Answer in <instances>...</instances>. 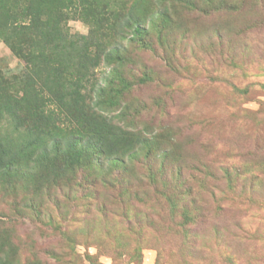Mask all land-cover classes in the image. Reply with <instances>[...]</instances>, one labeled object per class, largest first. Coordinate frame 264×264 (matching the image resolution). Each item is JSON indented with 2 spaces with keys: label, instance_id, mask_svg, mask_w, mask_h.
Returning a JSON list of instances; mask_svg holds the SVG:
<instances>
[{
  "label": "rangeland",
  "instance_id": "rangeland-1",
  "mask_svg": "<svg viewBox=\"0 0 264 264\" xmlns=\"http://www.w3.org/2000/svg\"><path fill=\"white\" fill-rule=\"evenodd\" d=\"M20 1L0 16L22 128L1 134L25 143L0 167V264H264V0H56L66 55Z\"/></svg>",
  "mask_w": 264,
  "mask_h": 264
},
{
  "label": "trees",
  "instance_id": "trees-1",
  "mask_svg": "<svg viewBox=\"0 0 264 264\" xmlns=\"http://www.w3.org/2000/svg\"><path fill=\"white\" fill-rule=\"evenodd\" d=\"M20 0H0V16L5 17L6 19L8 18H15V14L16 13H12L11 11L14 9V7L16 6L15 3H18ZM46 1V5L44 4V6H40V4L43 2L42 0H40L38 3H33V2H23L26 3L22 6V13L23 15L18 18V19H22L26 16L31 17V16H37L38 17V21H40V18L44 16V22H39L41 24L37 25V28L40 30V28L42 26L44 27H48L47 30H42L43 34L46 35H54L55 31L58 32L59 36H53L55 37V39H51L52 41H58L55 44L51 45L53 49H51V53L54 54H59L64 52L65 55L70 51H73L74 48L78 47V45H73V41L72 39L68 38H64L63 35L61 34V30L57 28L56 24L57 22H54L55 20V13L57 11H60V5L57 3L56 0H45ZM56 1V2H55ZM79 2V4H76V6L78 7L79 5H81V7H83V5L85 3H87V9L89 8H94L97 9V5L99 4H95L93 0H77ZM22 2V0L20 1ZM55 2V3H54ZM22 4V3H21ZM66 9L68 6L67 4L65 5ZM73 8H75V6H71ZM81 9V8H79ZM129 28V26H131V33L136 34L138 37H141L142 35V27L140 26V24L136 23L135 25L132 26V24L127 23L126 24ZM126 26V27H127ZM120 31H125L124 30H120ZM83 35H81L80 37H82ZM68 44V46H67ZM115 57H118V55L116 54ZM64 64V70H65V78L67 79V82L70 80L72 81L71 85L75 84L78 85V80H76V76L73 77L74 72L70 71L72 69V66L68 65L66 61H63ZM66 65V66H65ZM56 69L55 66H50V71L54 72L55 75L58 73L59 70L54 71ZM54 76V74H51ZM75 79V80H74ZM74 80V81H73ZM43 87H45L47 89L46 86L42 85ZM5 117H10V123L12 124V126L16 129H22L21 128V124L18 120L17 117H15L14 115V111H12V108L10 106L9 103H6L5 107H1L0 108V117L2 116ZM0 126V167L2 166L4 169H8V163H7V158L8 157H14L18 154H20L21 150L24 148V144L21 146L20 149H15V147L13 146V141L11 140V137L7 134H1L2 130H1ZM27 141V145L31 144V139L26 140ZM79 142L77 139L75 138H68L65 141V146L67 147L68 151H69V158H73L74 160H80L81 157L83 156V151L82 149L78 148ZM102 165H104V161L101 162ZM239 175V174H238ZM228 176V180H230L229 178L231 177L229 174ZM232 182V181H231Z\"/></svg>",
  "mask_w": 264,
  "mask_h": 264
}]
</instances>
